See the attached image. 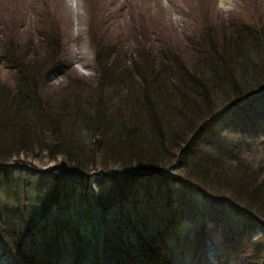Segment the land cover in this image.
Segmentation results:
<instances>
[{"label": "trees", "instance_id": "obj_1", "mask_svg": "<svg viewBox=\"0 0 264 264\" xmlns=\"http://www.w3.org/2000/svg\"><path fill=\"white\" fill-rule=\"evenodd\" d=\"M97 3L88 77L53 16L33 5L23 46L20 3L0 7L2 250L14 264H264V17L182 50L135 35L144 24L104 26Z\"/></svg>", "mask_w": 264, "mask_h": 264}, {"label": "rangeland", "instance_id": "obj_2", "mask_svg": "<svg viewBox=\"0 0 264 264\" xmlns=\"http://www.w3.org/2000/svg\"><path fill=\"white\" fill-rule=\"evenodd\" d=\"M90 2H98L97 5L102 7L104 2L110 4L109 9L106 8L107 17L103 18L104 26H115L113 27L115 30L117 26L120 31L134 32L135 27L144 24L146 27L136 32L135 35L150 39L158 35L162 39L168 37L166 41H175L173 45L182 50L185 46L200 42L202 36L213 29L230 31L233 26L240 24L256 26L258 20L256 18L260 15L264 17V0H90ZM19 3L20 8H16L21 10V16L18 21L14 22V25L18 26V34L23 46L30 40L31 42L38 40L37 16L33 11L35 6L36 10L48 14L49 22L53 16L61 28L65 37L64 46L68 56L67 62L71 65L70 69L78 75L87 77L95 74L94 48L87 31L92 25L90 20L94 18L90 16L91 5H87L86 0H44V2L42 0H15V6ZM1 6L2 9L10 12V0H0ZM113 7L114 11L109 15V10ZM8 24L11 32L14 25L11 22ZM96 30L100 28L97 23H94L92 32L95 34ZM179 36L181 37L178 38ZM188 37L189 42L187 43L185 41ZM10 74L7 69H2L4 79L9 80ZM64 81L65 74L60 73L53 74L50 79V82L55 85ZM44 159H35L34 162L44 166L53 163L60 164L59 158L50 162ZM91 183L93 181L90 180L89 187ZM255 231V235L260 234L257 229ZM71 258V251H68L61 258L60 263L68 264ZM84 259H89V264H92L91 261L97 264L90 253ZM212 259L213 256H211ZM12 263L14 264V258L2 250L0 243V264Z\"/></svg>", "mask_w": 264, "mask_h": 264}]
</instances>
